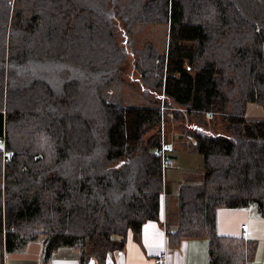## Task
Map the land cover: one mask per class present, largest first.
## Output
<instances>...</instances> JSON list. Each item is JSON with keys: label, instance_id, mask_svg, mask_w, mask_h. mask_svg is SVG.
I'll return each instance as SVG.
<instances>
[{"label": "trees", "instance_id": "16d2710c", "mask_svg": "<svg viewBox=\"0 0 264 264\" xmlns=\"http://www.w3.org/2000/svg\"><path fill=\"white\" fill-rule=\"evenodd\" d=\"M116 19L168 24L165 51L133 48L135 66L196 122L204 171L179 188L169 246L204 238L208 264H252L257 241L220 234L217 212L254 203L264 217V121L246 118L264 107V0H0V264L36 241L45 264L63 247L105 264L159 219L166 142L146 135L164 111L103 92L127 59Z\"/></svg>", "mask_w": 264, "mask_h": 264}, {"label": "crops", "instance_id": "0c3cea01", "mask_svg": "<svg viewBox=\"0 0 264 264\" xmlns=\"http://www.w3.org/2000/svg\"><path fill=\"white\" fill-rule=\"evenodd\" d=\"M171 144L174 146V143ZM183 144L186 147V140ZM166 188L161 199L159 219L147 221L139 234L130 233L124 250L110 255L105 264H208L209 244L204 238L183 240L178 248L169 246L168 234L178 227L176 197L179 189L173 185L172 190L177 189V192L173 190L172 195L171 187L166 184ZM258 213L249 207L222 208L217 212V228L220 234L245 236L257 241L256 264L264 263V218ZM243 225L246 227L243 228ZM43 246L42 242H31L22 251L8 254L4 264H11V259H15L16 264H45ZM78 262L77 252L73 248L63 247L53 255L50 264H79ZM89 264L99 263L91 259Z\"/></svg>", "mask_w": 264, "mask_h": 264}, {"label": "rangeland", "instance_id": "374dc122", "mask_svg": "<svg viewBox=\"0 0 264 264\" xmlns=\"http://www.w3.org/2000/svg\"><path fill=\"white\" fill-rule=\"evenodd\" d=\"M116 21L119 22L116 23V39L118 45L122 44V46L125 47L127 41L129 42L126 45L127 59L121 68L123 77H120L116 83L105 88L103 92L109 100L124 105L156 104L161 106V109L164 111L163 121L160 126L148 132L146 138L154 132L160 131L161 134H163L166 143L172 142L174 143L173 145L176 146H173L174 149L170 152V155L176 157H174V163L165 169V185L167 184L171 187L170 192L174 195V189L172 190L173 185L179 189L180 185L183 183H189L192 181L198 182L201 181L202 178L204 171L203 156L193 147V138L185 132L188 129V126L194 128L196 122H191L188 118L185 119L184 115H181L177 119L175 114L176 111H183V108L170 105V102L163 97L159 90L154 89L151 85V87L148 86V88L143 85L145 80L142 79L141 73L135 66L136 57L132 53L133 48L142 49L149 44H151L154 49L164 52L168 43V24L144 23L136 25L131 31H128L123 21L118 19H116ZM246 118L249 121H264V107L258 103L249 102L247 104ZM205 121L206 125L202 126L206 129L213 132H225V126L219 118L208 116L205 118ZM185 140L187 142L186 147H184L183 144L185 143ZM172 174H174V176H171ZM177 189L174 191L177 192ZM249 208L258 211L257 204L253 203ZM16 263L17 261L15 259H11V264ZM255 263L256 259L253 260L252 264Z\"/></svg>", "mask_w": 264, "mask_h": 264}, {"label": "built area", "instance_id": "2783aa9c", "mask_svg": "<svg viewBox=\"0 0 264 264\" xmlns=\"http://www.w3.org/2000/svg\"><path fill=\"white\" fill-rule=\"evenodd\" d=\"M173 149L172 144L164 143L162 148L158 151V155L162 158L163 165L166 167L173 165L174 157L170 155L171 150ZM246 225H243L245 228Z\"/></svg>", "mask_w": 264, "mask_h": 264}]
</instances>
